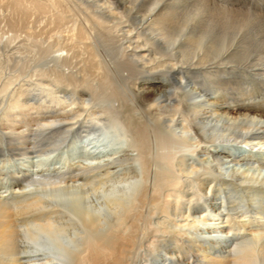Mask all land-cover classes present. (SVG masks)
<instances>
[{
    "label": "bare ground",
    "instance_id": "obj_1",
    "mask_svg": "<svg viewBox=\"0 0 264 264\" xmlns=\"http://www.w3.org/2000/svg\"><path fill=\"white\" fill-rule=\"evenodd\" d=\"M45 151L0 191V264H264V10L0 0V153Z\"/></svg>",
    "mask_w": 264,
    "mask_h": 264
},
{
    "label": "rangeland",
    "instance_id": "obj_2",
    "mask_svg": "<svg viewBox=\"0 0 264 264\" xmlns=\"http://www.w3.org/2000/svg\"><path fill=\"white\" fill-rule=\"evenodd\" d=\"M217 1H219L220 3L226 4V5L235 6V7L241 8V9H245V10H264V0H217ZM58 48L59 47L56 46L54 50H56ZM55 53H61V52L59 51V52H55ZM45 63H46V61L44 63H42V65L47 67V65ZM52 64H55V63L51 62V65ZM32 70H33V68L28 69L27 77H29V75H31L33 73ZM47 78L53 84V85H50L52 90L55 91L58 89V86L61 87V81L57 82L56 80H53L54 76H47ZM19 81H21V80H19ZM153 86H154V84H153ZM36 93H39V92H36ZM31 102H33V101H29V103H31ZM50 105H53V104L50 103ZM72 140H73V137L68 136V139L64 144L58 145L57 144L58 142H57L53 146L49 147L50 150H49V148L47 150H49L52 154V158L50 157V160H52V161L58 160V158L62 156L63 151H65L69 148V145L72 142ZM46 151L41 152V153H29L26 155L20 154L19 153L20 151L16 152V153H11V152L0 153V191L7 189V188H10L12 185H14L10 176H11V174L14 173L16 166H19L20 162L24 161L25 164H27L29 167H32L35 164L34 160L37 161V159L45 158L46 155L48 153H50L48 151L46 154ZM68 154L69 153L67 151H65V153L63 155H68ZM206 156L207 155H203V156L197 155L196 157L198 159H200V158H205ZM72 158H73L72 159L73 162L82 161V160L85 162H89L90 160H94V156L93 155L89 156V154H87V153H84V154H82V153L77 154L76 153V154H74V157H72ZM187 162H188V160H187ZM245 165L263 166L264 163L255 162V159H253L251 161L250 160L245 161ZM8 201H12V200L8 199ZM238 213H242V211H239ZM260 213H262V212H260ZM258 225L264 226V223L263 222L262 223H252V225L249 227V229H255L258 227Z\"/></svg>",
    "mask_w": 264,
    "mask_h": 264
}]
</instances>
